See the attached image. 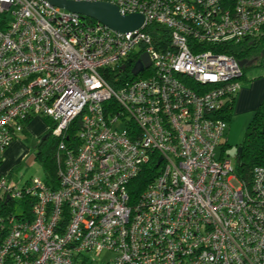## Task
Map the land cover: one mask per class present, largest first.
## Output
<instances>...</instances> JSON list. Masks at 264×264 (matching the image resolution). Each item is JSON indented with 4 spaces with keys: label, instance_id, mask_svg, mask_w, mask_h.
<instances>
[{
    "label": "built area",
    "instance_id": "1",
    "mask_svg": "<svg viewBox=\"0 0 264 264\" xmlns=\"http://www.w3.org/2000/svg\"><path fill=\"white\" fill-rule=\"evenodd\" d=\"M102 1L143 25L118 32L49 0H0V162L43 115L58 181L0 177V204L31 199L30 217L0 214V264H264V166L246 181L223 155L242 66L218 51L261 31L264 0ZM142 53L151 63L133 74Z\"/></svg>",
    "mask_w": 264,
    "mask_h": 264
},
{
    "label": "trees",
    "instance_id": "2",
    "mask_svg": "<svg viewBox=\"0 0 264 264\" xmlns=\"http://www.w3.org/2000/svg\"><path fill=\"white\" fill-rule=\"evenodd\" d=\"M88 20H93L88 18ZM152 27V26H151ZM155 28L152 31L154 39H158L161 47H165L167 42L169 43L168 34L164 27L153 25ZM148 29V28H147ZM152 29H148L150 31ZM218 51H224L230 55H233L238 61L240 60H252V63L245 64L242 66V77H246L245 69L250 67H259L264 69V27L257 34L246 36L236 44H230L224 49ZM261 74L254 76L253 78L260 77ZM108 81L115 85L114 75L110 72L106 75ZM251 78V79H253ZM249 78V80H251ZM235 97L227 102L224 108V118L227 122L231 119L232 110L234 107ZM81 123V122H80ZM79 127V119H76L68 128V139L75 137V131ZM57 139L50 135V130L43 136L40 142L35 146L38 149L37 158L41 161V165L45 172V182L52 188L58 186L56 177V166L54 160V154L56 150ZM225 145V144H224ZM240 148L239 154L236 153L235 157H238L235 165V173L242 179L249 181L251 179L252 169L255 166H264V100L261 101L260 105L253 111L252 118L247 124L243 140L237 145V149ZM237 151V150H236ZM151 168H147L143 171L138 179L135 181V186L139 190L145 186V184L151 180ZM28 182V181H26ZM31 199L27 196H23L18 200H11L1 202L0 214L14 213L17 216L23 213L27 217L31 216ZM0 232V240H1Z\"/></svg>",
    "mask_w": 264,
    "mask_h": 264
},
{
    "label": "rangeland",
    "instance_id": "3",
    "mask_svg": "<svg viewBox=\"0 0 264 264\" xmlns=\"http://www.w3.org/2000/svg\"><path fill=\"white\" fill-rule=\"evenodd\" d=\"M262 71H264V69H260L259 67H250L246 68L244 72L248 78L261 73L260 77L257 76V78L261 79L264 78V72ZM242 80L243 79L240 81L242 82ZM252 114L253 112L237 115L234 109L232 110L226 133L222 137V143L225 144L223 155L229 156L233 164L236 162L237 145L243 140L247 124L252 118ZM52 125L50 119L39 114L33 116L26 122L24 131H19L16 137L11 139L6 146L5 152L12 150V153H8L5 157L4 152L3 159L0 162V174L4 175V173H6L4 176H7L9 178L8 180L16 185H20L34 177L45 178V172L41 165V161L36 157L28 164L27 160L33 153L35 146L40 142L47 131L51 129ZM220 152V148L217 147V155H219ZM113 254V251L105 250L95 253L94 256L98 261L101 259L105 261L114 256Z\"/></svg>",
    "mask_w": 264,
    "mask_h": 264
},
{
    "label": "water",
    "instance_id": "4",
    "mask_svg": "<svg viewBox=\"0 0 264 264\" xmlns=\"http://www.w3.org/2000/svg\"><path fill=\"white\" fill-rule=\"evenodd\" d=\"M52 5L62 8L66 11L77 13L82 17L91 18L108 26L110 29L118 32H129L138 29L144 23V16L141 13H130L123 15L120 13L117 5L102 0H49ZM127 60L126 65L130 64ZM150 58L147 53H142L139 60L132 67V73L137 74L150 65ZM252 63V60H240L239 64ZM125 65L121 66L124 68ZM240 148L236 153L239 154ZM38 155L33 152L27 160L30 164ZM238 161V157H236Z\"/></svg>",
    "mask_w": 264,
    "mask_h": 264
},
{
    "label": "crops",
    "instance_id": "5",
    "mask_svg": "<svg viewBox=\"0 0 264 264\" xmlns=\"http://www.w3.org/2000/svg\"><path fill=\"white\" fill-rule=\"evenodd\" d=\"M262 100H264V78H253L249 80L248 76H246L243 78L240 89L235 97L233 109L237 115L250 113L260 105ZM11 151H6L5 157L8 153H12ZM4 175L0 174V177Z\"/></svg>",
    "mask_w": 264,
    "mask_h": 264
},
{
    "label": "flooded vegetation",
    "instance_id": "6",
    "mask_svg": "<svg viewBox=\"0 0 264 264\" xmlns=\"http://www.w3.org/2000/svg\"><path fill=\"white\" fill-rule=\"evenodd\" d=\"M33 152H38V149L35 147L34 151Z\"/></svg>",
    "mask_w": 264,
    "mask_h": 264
}]
</instances>
